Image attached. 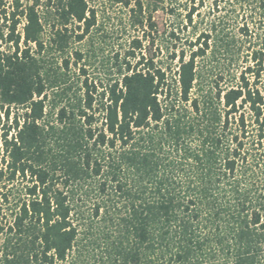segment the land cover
<instances>
[{
  "label": "trees",
  "instance_id": "1",
  "mask_svg": "<svg viewBox=\"0 0 264 264\" xmlns=\"http://www.w3.org/2000/svg\"><path fill=\"white\" fill-rule=\"evenodd\" d=\"M207 3L0 0V264H264V0Z\"/></svg>",
  "mask_w": 264,
  "mask_h": 264
},
{
  "label": "rangeland",
  "instance_id": "2",
  "mask_svg": "<svg viewBox=\"0 0 264 264\" xmlns=\"http://www.w3.org/2000/svg\"><path fill=\"white\" fill-rule=\"evenodd\" d=\"M25 2H29L31 0H23ZM210 0H204V7L202 9V15H207L208 10V3ZM106 8V19L104 20V25L107 27V30L110 35V41L107 42V44L103 45L100 49V51L97 52V57L95 58V66L97 68V73L101 74L106 69L107 66V60L109 59V56L111 52H114L115 50H119L120 45L122 43L121 41V34L123 33V26L126 24V18L127 13L125 9L120 8L119 6H108V4L103 5L99 4V8L104 7ZM166 18L164 17V14L162 12H158L155 15V22L158 27V30H162L165 26ZM22 25L18 26L17 30L21 32ZM160 61L165 64L164 56L161 54L159 55ZM102 72V73H101Z\"/></svg>",
  "mask_w": 264,
  "mask_h": 264
}]
</instances>
